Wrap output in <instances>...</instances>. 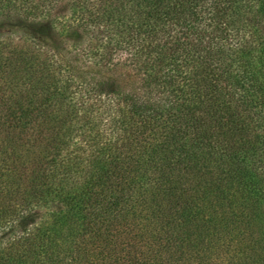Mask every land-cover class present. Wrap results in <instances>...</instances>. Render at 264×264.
<instances>
[{"label": "trees", "instance_id": "obj_1", "mask_svg": "<svg viewBox=\"0 0 264 264\" xmlns=\"http://www.w3.org/2000/svg\"><path fill=\"white\" fill-rule=\"evenodd\" d=\"M108 258L264 264V0H0V264Z\"/></svg>", "mask_w": 264, "mask_h": 264}, {"label": "rangeland", "instance_id": "obj_2", "mask_svg": "<svg viewBox=\"0 0 264 264\" xmlns=\"http://www.w3.org/2000/svg\"><path fill=\"white\" fill-rule=\"evenodd\" d=\"M66 31H67V30H66ZM66 33H67V37H68L69 39L72 38V34H71V33H68V32H66ZM259 55H261V53H260ZM111 105H112V106L109 108V110H110L109 112H108L107 109L105 110V111L107 112V115H106L105 113H104V114L101 113L100 116H99L100 119H103V116L106 115L105 118H104V122H103L102 126H105L106 128H108V130H109L110 132H111V128H110V127H111V125H113V122L110 121V118H112V117L114 116V114H115L114 110H115V107H116L114 103H111ZM107 106H110V103H108V104L106 103V107H107ZM112 111H113V112H112ZM111 113H113V116L111 115ZM111 116H112V117H111ZM105 121H106V122H105ZM133 230H135L134 227H133ZM213 249L215 250V252L217 251V248H213ZM213 256H214V255H213ZM213 256H212V257H213ZM108 260H109V258L105 260V262H106L105 264L108 263ZM194 263H195V261H194Z\"/></svg>", "mask_w": 264, "mask_h": 264}]
</instances>
